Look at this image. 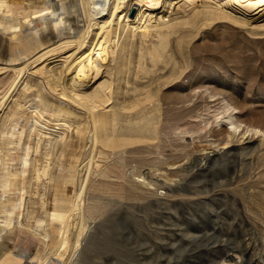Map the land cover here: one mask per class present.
<instances>
[{
    "label": "rangeland",
    "instance_id": "obj_1",
    "mask_svg": "<svg viewBox=\"0 0 264 264\" xmlns=\"http://www.w3.org/2000/svg\"><path fill=\"white\" fill-rule=\"evenodd\" d=\"M191 1L170 0L158 6H153L155 3L152 1V8L149 7L148 11L154 18L162 15L161 18L167 21L171 16H179V11L183 9L191 15L193 7L208 4L200 0ZM235 1L241 2V9L247 6L256 12L264 11L261 9L264 0L256 3L253 0L250 3L247 0ZM180 6L183 9H178ZM139 8L132 7L126 23L135 20L134 15ZM143 9L147 8L144 6ZM234 12L231 8L227 9L208 25H200V20L195 25L171 28L175 32L170 35L165 53L168 65L165 67L160 62L153 67L149 60L145 61L146 68L154 70L153 73L145 74L137 67L138 49L150 44V40L156 42L157 38L148 36L146 40L149 41L145 43L140 29L136 30L138 34L134 38L132 63L121 65L110 75L112 85L119 93L114 94L113 109L111 106L109 109L114 111L115 107L121 113H133L126 107L143 99L147 91L155 92L159 87L166 91L167 106H164L161 124L168 128V164L164 165L167 168L151 174L156 181L152 187L137 175L130 178L126 186L121 185L123 181L120 178L109 179V188L97 190V186L93 193L101 195L104 202L111 201L104 205L101 217L95 221L79 254L69 264H264V132L245 129L242 132L240 129L235 133L230 128L223 98L228 95L239 107L235 111L243 128L250 123L264 126V29L244 25L235 18ZM78 25H83V21ZM128 27L124 30L125 34L132 30V25ZM3 32L5 36L3 40L0 37V41L6 43L9 31ZM25 34L22 39L26 38ZM45 35L47 43L37 45V48L34 46L36 49L32 46L27 56H12L16 60L11 57L0 59V100H5L0 106V173L4 167L1 156L13 151H8L9 148L24 147L28 151L24 188L3 192L0 187V203L9 202L5 208L0 206V242L4 244L10 242L6 238L7 228L18 226L21 202V217L34 222L51 215L53 204L61 202L59 196L65 198V203L71 202L67 198L74 192L72 185L61 180L68 174L64 168L68 165L65 155L59 152L67 148L68 135L65 134L55 148L51 169V166L43 164V158L44 151L49 149L48 139L52 136L44 132L51 126L64 134L76 127V119H89L85 108L78 103L59 92H50L44 86L42 91L38 89L43 83L36 70L44 64L55 65L74 52V48L69 47L47 53L58 45L57 41L63 35L51 40H48L49 31ZM105 45L102 43L101 47ZM101 51L98 48V51H93V58L77 64L72 80L75 91L89 93L96 86L92 82L86 83L84 77L91 76ZM41 54L45 55L34 62ZM24 65L28 66L20 77L21 81L16 84L14 68ZM181 70L178 79L170 78L168 84H163L167 76ZM81 81L88 86L79 88L77 85ZM12 85H15L13 90L3 98ZM200 91L202 97L194 96L191 102L186 103L185 109L177 108L181 104L176 101L182 96ZM208 91L217 95L210 97ZM43 96L47 97L52 108L61 106L65 111L46 107L40 116H36V103ZM195 102L197 105L194 107ZM37 117L44 122L43 125L38 123L39 131L33 129L28 134ZM8 122L12 123L14 134L6 132ZM182 125L194 132L186 133L183 135L185 139L180 140L172 133ZM225 128L234 135L223 132ZM131 155V167L135 166L138 170L144 168L147 172L154 170L141 165V154ZM31 160L33 168H30ZM10 163V168L15 169L16 162ZM77 164L79 170L81 165ZM75 168L71 165L73 173ZM119 185L127 189L125 194L117 190ZM113 199L119 203H113ZM5 214L10 216L8 224ZM66 258L67 255H64L61 262L60 258L53 256L51 261L64 264Z\"/></svg>",
    "mask_w": 264,
    "mask_h": 264
},
{
    "label": "bare ground",
    "instance_id": "obj_2",
    "mask_svg": "<svg viewBox=\"0 0 264 264\" xmlns=\"http://www.w3.org/2000/svg\"><path fill=\"white\" fill-rule=\"evenodd\" d=\"M152 1L155 3L153 6H158L161 3H169L170 0H37L25 3L22 0H0L1 40L5 36L3 31H9L7 33L9 39L7 38L6 43L0 41V59L11 57L12 60H16L12 56H27L28 49L32 46L36 47L47 43L46 31H49L48 40L63 35L57 41L58 45L51 48L47 53L69 47L74 48V52H71L68 58L58 61L55 65L44 64L36 70V73L41 75L43 83L38 89L42 91V86H44L50 92H59L65 98L85 108L86 115L89 116L88 120L85 119L86 121L76 119V127L70 132L61 134V131L51 126L47 132H44L45 135L52 136L48 139L49 149L44 151L43 158V164L51 166V169L55 148L60 145L64 135H68L67 148L64 146L65 151L62 149L59 152L65 155L64 158H66L68 165L67 168L64 166L68 174L62 176L61 180L68 181L72 185L74 192L71 197L67 198V201L71 200V202L67 204L65 198L59 196L58 200L61 202L53 204L51 215L37 219L36 222L21 217V202L18 212L19 218L16 223L18 226L6 230L8 234L6 238L10 242L7 244L0 242V264H56L51 261L52 257L56 256L63 262L64 255H67V262L64 264H69L79 254L80 247L88 233L93 229L95 221L101 217L102 208L111 201L104 202L101 195L93 193L97 186V190L109 188L108 180L119 178L123 181L121 185L126 186L128 180L137 175L142 177L144 183L147 180L146 183L152 187V185H156V181L153 179L154 177H151V174L167 168L164 165L168 164L166 149L168 146L166 129L168 128L161 124L164 106H167L165 103L166 91L160 87L155 92L147 91L143 99L133 101L134 103L132 102L129 107H126V110H132L133 113L127 111L121 113V111L115 110V107L114 111L109 109L110 106L113 109V97L118 92L112 85L113 80L110 75L118 67L121 68V65L132 63V59H134L132 49L135 47L134 38L138 34L136 30L140 29V35L145 38V43L147 40L149 41V39L146 40L148 36L157 38L156 42L150 40V44L138 49L137 67L147 74L153 73L154 70L146 68V60H149L153 67H157L160 62L164 63L165 67L168 65L169 60L165 53L170 35L175 32L170 29L176 26L195 25L200 20H202L200 25H208L212 21L215 22L221 14L223 15L225 10L231 8L235 11V18L240 19L244 25L264 29V11L256 12L253 8L251 10L245 5L241 9L239 8L242 5L241 2L235 0H200V2L210 5L193 7L191 15L180 6L178 9H183L179 11L180 15L178 14L179 16L174 18L171 16V19L167 21L162 19V15V18H154L148 11L149 7L152 8ZM257 1L259 0H253L255 3ZM190 2L193 1L190 0ZM250 2L252 0H247V3ZM134 6L140 7L134 15L135 20L126 23L125 20H128L129 13ZM144 6L147 9H143ZM240 11L243 13L240 14ZM258 15H263V17L260 18ZM78 17H81V20H78ZM80 21H83L81 26L78 25ZM130 25H132L131 32L125 34V28ZM150 29L154 30L151 31ZM73 30L76 31L72 33ZM24 32H26V38L22 39ZM102 43H106L105 47H101ZM98 48L102 50L97 56L100 59L98 60L96 57L97 64L92 70L91 76L84 77L86 83L92 82L91 84H96V86L91 92L88 91L89 93L75 91L72 87V80L77 64L93 58L95 56L93 51H98ZM47 53L45 52V54ZM127 53L129 56H126ZM45 54H41L34 62ZM27 66L14 68L16 78L14 82L16 84L21 81L20 77ZM181 74L182 70L179 73L170 74L163 84H168L170 78H173L172 80L178 79ZM14 86L9 88L3 98L13 90ZM77 86L86 88L88 85L81 81ZM197 95L202 97V91L195 94L190 92L182 96L176 101V103L181 104L177 108L185 109L186 103L191 102L192 97ZM216 95L217 93L214 91L209 92L210 97ZM228 97V95L223 97L224 109L227 118L230 120V128L235 133L240 129L242 132L244 129L255 133L264 132L263 125L258 126L250 123L246 128H243L242 121L239 120L235 111L239 107ZM4 102L5 100H0V106ZM196 105L197 102L194 103V107ZM46 107L52 108L46 96L40 97L35 107L36 116H40ZM55 108H58L59 112L65 111V108L61 106H54L52 109ZM226 114L224 113V115ZM38 123L44 122L39 121L38 117L36 120L34 119L28 129V134L33 129L39 131ZM140 123L141 125H139ZM5 127L7 133L14 134L11 130L12 123H6ZM189 128L186 125L179 126L172 134H176L180 140L185 139L183 135L194 132ZM223 130L228 135H234L229 129ZM1 133L0 127V135ZM8 142L12 143V140ZM10 150L13 151L1 156L4 167L3 172L0 173V187L3 192L8 190L21 191L24 188V172L28 162L26 158L27 148H15L16 151L14 148H9L8 151ZM14 151L15 153H13ZM132 153L141 154L139 157L142 162L141 165L154 168V170L147 172L143 170L144 168L138 170L135 166L131 167L132 164L129 161L133 159ZM13 161L16 162L15 169L10 168L12 165L10 162ZM77 163L81 165L79 170H77ZM71 165L76 166L74 173L71 171ZM30 168H33V160H31ZM60 190L66 189L61 188ZM117 190L124 194L127 192V189L120 187V185ZM58 192L56 193L57 196L59 195ZM20 196L23 200V194ZM112 201L119 203L118 200L113 199ZM0 204L5 208L4 206H8L9 202L7 200ZM7 212L9 213V211ZM4 218L8 224L10 216L5 214ZM3 230L5 229L3 228Z\"/></svg>",
    "mask_w": 264,
    "mask_h": 264
}]
</instances>
